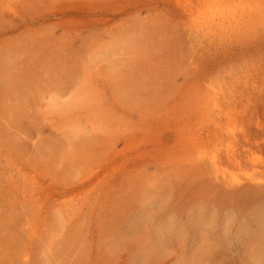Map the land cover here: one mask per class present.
<instances>
[{
    "label": "rangeland",
    "instance_id": "1",
    "mask_svg": "<svg viewBox=\"0 0 264 264\" xmlns=\"http://www.w3.org/2000/svg\"><path fill=\"white\" fill-rule=\"evenodd\" d=\"M262 210L264 0H0V264H264Z\"/></svg>",
    "mask_w": 264,
    "mask_h": 264
},
{
    "label": "bare ground",
    "instance_id": "2",
    "mask_svg": "<svg viewBox=\"0 0 264 264\" xmlns=\"http://www.w3.org/2000/svg\"><path fill=\"white\" fill-rule=\"evenodd\" d=\"M227 18H228V15H227V13L226 12H213V13H210V11L207 13V15L203 18V20L202 21H200V22H198L200 25H203L204 26V28H206V29H213V28H216V27H220L221 28V26L222 27H225V24L227 23L226 21H227ZM215 23H216V26H215ZM214 25V26H213ZM218 126H219V123H218ZM215 128H216V130H218V128H217V126H215ZM215 130V131H216ZM220 132V131H219ZM224 132H226V134H223V132H220V133H218L219 135L216 137V139H215V141H217V142H215L216 143V145H220V144H223L224 146H225V149H226V153L229 155V153H231L232 152V150H231V141L230 142H225L228 138H233V132H232V130L231 129H225L224 128ZM223 134V135H222ZM227 135V136H226ZM231 144V145H230ZM250 156V155H249ZM209 158H210V161L212 162V165H214L215 166V161H217L216 159L217 158H215V154L213 155V154H211L210 156H209ZM228 160H230L231 159V155H229L228 156ZM231 162H235V163H238V162H236V161H234L233 159H231ZM215 169L217 170L218 168H217V166H215ZM217 176V175H216ZM247 188V187H246ZM225 189V188H224ZM255 189V188H254ZM251 192V191H250ZM222 193V192H221ZM226 193H228V192H226ZM252 193V192H251ZM244 194V192L242 193V192H237V194L235 193V195L236 196H240V195H243ZM227 195V194H226ZM229 195V194H228ZM241 198V197H240ZM254 201V200H253ZM257 212V211H256ZM256 218L258 219V221H259V224H260V228L259 229H261V230H263L264 229V210H262V211H260L258 214H257V216H256ZM198 220H199V218H198ZM197 220V221H198ZM161 231V230H160ZM162 231H164V230H162ZM166 231V230H165ZM157 232V231H156ZM158 237H157V240H155L158 244H156L155 242H153L152 240V247L153 246H159L162 242H163V239H162V237H163V234H158L157 235ZM262 239V238H261ZM257 241V240H256ZM201 250H199L198 252H195L194 253V255L196 256V257H191L190 259H188V260H186V262H184V264H197V261H198V256L201 254ZM255 253L257 254V257L259 256L260 258H262L263 256H264V247H261V248H259V249H256L255 250ZM143 256H144V254H143ZM203 256V255H202ZM256 257V258H257ZM188 258V257H187ZM211 260V259H210ZM180 264H182V263H180Z\"/></svg>",
    "mask_w": 264,
    "mask_h": 264
}]
</instances>
